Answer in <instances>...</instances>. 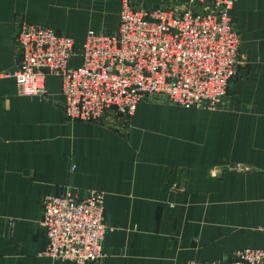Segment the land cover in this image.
Masks as SVG:
<instances>
[{
  "label": "crops",
  "instance_id": "0c3cea01",
  "mask_svg": "<svg viewBox=\"0 0 264 264\" xmlns=\"http://www.w3.org/2000/svg\"><path fill=\"white\" fill-rule=\"evenodd\" d=\"M120 7L121 0H0V75L17 68L20 23L53 29L79 50L88 31L116 34ZM229 16L239 65L215 110L154 100L120 127L68 122L59 77L45 78L44 99L0 79V264H74L42 255L40 199L65 192L104 194L99 264L227 262L263 245L264 0H235ZM80 63L75 55L68 66Z\"/></svg>",
  "mask_w": 264,
  "mask_h": 264
},
{
  "label": "built area",
  "instance_id": "2783aa9c",
  "mask_svg": "<svg viewBox=\"0 0 264 264\" xmlns=\"http://www.w3.org/2000/svg\"><path fill=\"white\" fill-rule=\"evenodd\" d=\"M145 9L121 0L116 34L88 31L79 50L71 38L53 29L20 23L15 32L19 60L13 79L19 93L46 97L47 76L60 78L62 112L68 122L120 127L137 105L154 100L203 110H215L227 95L239 65V34L229 13L235 0H188ZM78 55L81 63L70 68ZM233 171L248 172L235 165ZM104 194L86 192L81 198L65 192L40 199L46 242L42 255L74 264H99L106 258L102 242ZM264 234V225L261 228ZM187 264H264L260 248L233 253L230 261H190Z\"/></svg>",
  "mask_w": 264,
  "mask_h": 264
},
{
  "label": "rangeland",
  "instance_id": "374dc122",
  "mask_svg": "<svg viewBox=\"0 0 264 264\" xmlns=\"http://www.w3.org/2000/svg\"><path fill=\"white\" fill-rule=\"evenodd\" d=\"M168 103V102H167ZM176 106V105H175Z\"/></svg>",
  "mask_w": 264,
  "mask_h": 264
}]
</instances>
